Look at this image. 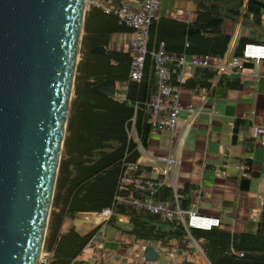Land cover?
I'll list each match as a JSON object with an SVG mask.
<instances>
[{"label": "trees", "instance_id": "16d2710c", "mask_svg": "<svg viewBox=\"0 0 264 264\" xmlns=\"http://www.w3.org/2000/svg\"><path fill=\"white\" fill-rule=\"evenodd\" d=\"M139 0H89L84 14L83 33L79 45V60L72 86V95L65 124L62 149L42 245L46 257L39 264H85L81 252L93 238L96 229L81 233L71 223L63 228L66 219L73 222L79 213H98L110 209L106 224L115 228L120 236L133 239L140 245L157 244L167 252L178 247L185 254L179 264H193L195 245L208 264H264V191L262 204L253 233L230 232L221 224L207 230L182 227L176 215L160 220L143 208L117 204L115 198L144 197L131 186L121 185L119 178L125 164L137 162L140 150L146 146L150 131L148 101L154 94V78L149 51L163 43L166 51L184 55H209L221 60L228 48L230 36L221 31L223 20L239 23L230 57H239L246 43L264 44V0H191L195 6L193 22H178L165 17L156 18L148 26L146 55L141 77L135 81L128 77L130 56L128 50L108 48L109 36L114 32L131 31L110 12L104 13L100 5L114 7ZM102 46L103 53L92 48ZM243 61L241 70L249 65ZM179 68L170 67L169 84L183 86L193 92L210 87L214 70L193 67L183 83L177 80ZM104 79H113L117 90L113 97L92 91V85ZM217 85L238 88V78L221 74ZM121 86L124 89H121ZM118 90L120 94H118ZM249 125L244 119H235L232 140L242 127ZM253 145L247 140L246 149ZM244 167L250 160H241ZM239 178V188L247 189L249 177ZM189 189H175L180 210L187 211ZM152 197L167 205L173 202L172 187L161 185ZM116 216H125L128 229L115 225ZM187 234L191 237L192 242ZM100 260L96 264L110 263ZM94 262V261H93ZM92 264H95L92 263ZM123 264V263H119ZM132 264V263H131ZM146 264H155L147 262Z\"/></svg>", "mask_w": 264, "mask_h": 264}, {"label": "water", "instance_id": "95a60500", "mask_svg": "<svg viewBox=\"0 0 264 264\" xmlns=\"http://www.w3.org/2000/svg\"><path fill=\"white\" fill-rule=\"evenodd\" d=\"M85 10L86 0H0V264H39ZM91 89L113 97L116 85ZM157 255L146 245L142 259Z\"/></svg>", "mask_w": 264, "mask_h": 264}, {"label": "crops", "instance_id": "0c3cea01", "mask_svg": "<svg viewBox=\"0 0 264 264\" xmlns=\"http://www.w3.org/2000/svg\"><path fill=\"white\" fill-rule=\"evenodd\" d=\"M138 3L132 1L127 6L136 7ZM158 14L178 22H193L195 6L191 0H160ZM221 31L230 36L223 56L229 57L239 32V23L223 20ZM131 37L129 30L111 33L107 46L128 50ZM248 64L241 70L226 74L238 78V88L217 85L219 76L212 79L209 88L198 92L180 86L182 108L177 114L175 135L189 120L187 109L192 108L195 112L178 148L169 145L171 132L168 130H150L137 163L150 178L164 179L165 185L169 186L174 179L175 189H189L187 211L217 217L230 232L253 233L264 191V59L249 61ZM235 119H244L249 125L240 128L232 140ZM248 139L253 141L250 150L246 149ZM164 155L180 160L175 175L161 173L157 158ZM244 158L250 160L248 167L242 164ZM246 170L254 175L249 177L244 190L239 188L238 182L239 178L248 176ZM109 246V243L100 246V254L111 253ZM151 246L157 250V257L162 259L158 261V257L156 264H179L185 259V254L178 247L162 252L157 244ZM191 259L193 264H208L196 245Z\"/></svg>", "mask_w": 264, "mask_h": 264}, {"label": "built area", "instance_id": "2783aa9c", "mask_svg": "<svg viewBox=\"0 0 264 264\" xmlns=\"http://www.w3.org/2000/svg\"><path fill=\"white\" fill-rule=\"evenodd\" d=\"M159 3L160 0H139L136 7H128L126 5L118 7L106 4L100 5L104 13L108 14L111 12L119 22L131 29L132 37L128 44L130 56L128 77L131 80L137 81L141 77L144 57L146 55L148 26L151 21L159 16ZM149 56L152 63L154 78V94L147 104V122L150 130H168L171 132L169 145L178 148L186 127L190 125L193 119L195 111L192 108L187 109L189 120L184 128L175 135L177 114L179 109L182 108V104L179 94L180 86H172L169 84L170 67L176 66L179 68L177 74L179 83H183L184 80L189 77V71L193 67L210 68L214 70L215 76L231 74L235 72V69L241 68L243 61L257 62L264 59V44L246 43L239 57L229 56L223 57L221 60H215L209 55L186 56L182 53L166 51L163 43L160 42L153 50L149 51ZM121 89H124V87L121 86ZM157 159L161 165V173L163 175H175L180 164V160L177 157L164 155ZM119 183L121 185L131 186L144 197L134 196L133 192H130L127 196L116 197L115 201L117 204L134 208H143L149 213L157 215L162 221L169 219V217L174 214L178 217L179 222L186 231L189 228L207 230L219 225V219L217 217L200 215L193 211L183 212L180 210L175 195L174 179L169 183L172 187L173 202L167 205L166 203L156 201L152 197V194L157 187L165 185L164 179L160 181L150 178L149 175L140 168L137 162L125 164L119 178ZM81 214L85 215L87 213ZM89 214L96 217L99 216L102 221H106L110 216V209L105 208L101 212ZM187 237L192 241L189 234H187ZM145 246L146 245L140 246V253H143Z\"/></svg>", "mask_w": 264, "mask_h": 264}, {"label": "rangeland", "instance_id": "374dc122", "mask_svg": "<svg viewBox=\"0 0 264 264\" xmlns=\"http://www.w3.org/2000/svg\"><path fill=\"white\" fill-rule=\"evenodd\" d=\"M89 0H86V8ZM117 90V88H116ZM118 94H120L118 90ZM92 214H77L76 218H85V220H89L86 223L80 224L79 226H75L79 229L81 233H84L89 230L96 229L93 238L86 244V246L82 250L81 258L84 259L85 264H95L100 260V246L106 245V243L111 244L109 248L111 249V253H104L103 260H109L110 263L119 264L120 262L123 264H146L147 262L143 261L142 255L140 253V244L133 239H127L126 237L120 236L115 228L111 227L108 224H105L100 219V217H96L97 220H91ZM89 218V219H88ZM71 220L66 219L63 222L62 227L66 228L70 226ZM104 224V225H102ZM115 225L122 229H128L129 224L125 217L116 216ZM74 226V225H73ZM118 244V247L115 246ZM115 247V248H113ZM46 257V254L41 251L40 260L43 261ZM94 261V262H93ZM158 261H162L161 257H159ZM156 264V262H153Z\"/></svg>", "mask_w": 264, "mask_h": 264}, {"label": "bare ground", "instance_id": "6f19581e", "mask_svg": "<svg viewBox=\"0 0 264 264\" xmlns=\"http://www.w3.org/2000/svg\"><path fill=\"white\" fill-rule=\"evenodd\" d=\"M89 218H91V220H97L96 216H94V215L91 216V217H89ZM89 218H88V219H89ZM87 221H89V220H87ZM158 257H159V256H158ZM158 257H157V258H158Z\"/></svg>", "mask_w": 264, "mask_h": 264}]
</instances>
